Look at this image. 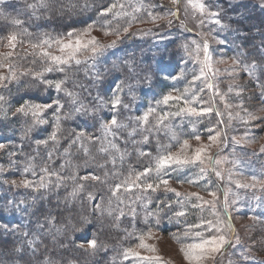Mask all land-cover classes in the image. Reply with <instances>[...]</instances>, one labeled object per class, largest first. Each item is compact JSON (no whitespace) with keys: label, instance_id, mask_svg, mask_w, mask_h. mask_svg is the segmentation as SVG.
<instances>
[{"label":"snow or ice","instance_id":"1","mask_svg":"<svg viewBox=\"0 0 264 264\" xmlns=\"http://www.w3.org/2000/svg\"><path fill=\"white\" fill-rule=\"evenodd\" d=\"M170 3L173 8L158 14L151 10L157 5L153 4L146 8L143 0H137L134 6L126 3V0H110L109 3H101L96 8L95 19L89 18L81 21V27L72 25L65 31L55 34L43 32L33 38V34L25 27V21L21 18L22 12L26 11L31 17L38 18L41 10L49 8L50 0H32V2L25 0L24 9L21 11H16V5L11 4L9 0H0V21L3 22L0 24V47L7 49L6 52L0 53V118L7 120L11 116L15 120L23 121L24 127L21 132L23 141L37 125L47 124L49 122L47 115L51 113L53 130L48 139L36 141L37 146L44 145L45 147L48 146L49 141H52L53 151L48 152V160L51 161L55 145L60 142L58 133L61 131L62 120L74 116H88L94 122H98L100 135L94 136L86 130L74 129L73 133L69 134V142L64 148L63 155L70 157L75 147L77 151L83 153V167L86 168L90 163H94L96 169L103 170L102 174L93 171L90 174L78 175L81 165H73L70 159H65L64 163L60 164L59 170H52L45 165L41 168L38 179L30 180L27 178L29 173L33 177L37 175L35 158L26 156L20 172V183L17 184L16 180H12V186L34 191H51L53 188L65 187L67 182L71 181L72 190L65 197L66 211L70 215L64 218L67 223L62 227L56 226V217L51 213L45 215V224L37 222L39 228H46L48 235L52 236L53 241L56 242L53 245V251L50 252L47 247L41 250V240L37 238L41 235L40 232L31 235L29 232H24L26 247L0 244V264H80L79 259L70 253L75 252L87 258L95 257L101 251H107V243L101 238L105 227V217L112 218L118 226L120 218L125 215L124 207H121L124 205L135 220L138 213L134 205L137 201L144 210V222L148 225L147 231H141L136 235L137 244L122 250L121 264L127 261H131V264H163L159 256L142 255L141 253L154 254L156 252V249L146 244L145 241L152 238L153 219L155 226L159 227L162 219L161 212L165 208L172 213L169 217L170 222L175 217L177 224L184 225L182 236L173 234V239L180 245V252L186 264H208L209 261L211 264H217L218 260H223L225 254L228 255V264H233L232 257L241 260L242 264H264V261L257 262L247 255L249 249L241 246L240 237L236 235L233 228L230 209L234 207L237 200L230 201L229 191H224L221 203V196L218 192L208 187L209 172L223 180L224 175L220 169L223 165L231 163L232 168L228 171L227 177L229 184L235 183L238 189L264 191V177L253 174L250 177L251 183H244L239 179L234 180V176L245 175L239 171L241 162L229 161L227 157L220 155V149L228 143L224 121L221 118L222 113L214 103L207 107L203 106L206 102L199 99V94L207 89L214 96H219L225 107H230V105L225 99V94L219 91L213 79L216 76L212 68L215 50L211 49L207 39L199 41L194 39L183 46L193 63L199 65V73L193 76L183 93H180L179 89L173 85L170 91L156 99L155 106L149 105L141 114L129 116L127 122L121 119V110H127L130 107L123 99L125 88L127 87L129 93L132 92V85L126 84V81L136 80L139 83L142 71L138 70L134 62L125 61L123 65L113 63L111 71L122 74L125 79H120L119 76L114 77L111 95L106 100L97 97L98 103L92 108L80 100L79 93L75 92L74 88L68 87L69 81L82 65L85 66V73L88 74L90 69L96 67L98 58L103 56L108 49L115 48L121 35L126 36L133 24L145 22L155 24L159 20L167 19L168 24L171 25L174 21L168 18L179 19L181 3L184 4L186 16L191 12L193 19L199 17L198 27H203L205 22L216 25L220 30L228 27L222 23L223 9L218 5L213 10L205 3V0H170ZM9 7L16 12L15 15L5 11ZM75 7L72 0H68L66 8L62 11H71ZM87 7V3L82 6L83 9ZM129 7L131 11L128 10ZM258 8L264 11V0H258ZM141 11H147V20H142L136 15ZM93 31H99L105 37L115 36L117 39L105 45L92 35ZM216 43L225 44L226 41L217 40ZM24 45L28 46L29 51L24 53L17 51ZM261 53H264V35L261 38ZM241 55L238 52L231 58L233 64L242 67L250 79L256 80V86L260 89L258 99L264 102V54H257L253 45V51L245 57L251 62L242 61ZM25 62L28 66H25ZM235 71V68L232 69V72ZM56 73L62 75H50ZM209 73H212V76H209ZM231 74L230 72L229 75ZM183 76L184 71L181 70L180 76L165 74L164 79L176 81ZM103 77L104 73L97 70L92 79L95 81ZM144 79L150 78L145 76ZM197 81L202 82L198 90ZM13 87L15 94H13ZM41 87L45 92L54 90L56 96L50 97L49 100H37L36 97L29 95L31 90H39ZM228 91L232 92L233 88L230 86ZM174 92L177 94L173 95ZM61 94L71 103V109L68 112L64 111L65 104L62 102ZM104 108H107L111 115L98 119L96 114ZM11 109L14 111H10ZM170 109L176 110L171 111ZM242 110L247 111L243 108ZM213 113L220 118L217 124L203 130L198 129L197 124ZM176 117L181 118L180 126L172 123ZM185 118H196L187 120L190 125L187 131L182 126ZM231 118L229 114V119ZM252 118L251 113H248L246 117H241V120L247 124ZM203 131L208 133L206 144L201 143ZM125 132L126 136L122 137L121 133ZM161 133L166 138L165 142L160 139ZM248 135L246 131L240 140H237L235 136L232 140L234 144H239L241 140L248 142ZM153 138L156 140L155 153L150 150L145 151L143 146H150ZM121 141L123 147H121ZM191 141L196 142L195 147ZM97 144L96 154L93 155L90 146ZM213 146L217 148L214 154L211 153ZM6 147V144L0 143V151L5 150ZM20 148L22 151V143ZM173 149L176 150L173 151ZM260 151L264 153V147ZM133 154L138 160L148 158L149 163L142 170L129 168L127 173L123 174V165ZM8 155L17 157L20 153L13 150L8 152ZM109 164L112 165L110 170L107 167ZM117 164L120 165L119 170ZM10 167H16V160H10ZM65 168L71 170L67 175L63 174ZM193 169H199L198 173L192 175ZM5 171V168L0 165V181L8 183V177L4 175ZM121 174H123V179L119 183L108 184L110 176L117 177ZM172 180L177 184L186 183L198 187L200 191H206L212 199L205 200L199 192L182 195L170 186ZM89 181L108 186L111 196L107 206H105L103 197L100 198V202H96V194L88 190L90 185L87 182ZM201 181L205 183L202 184ZM134 190L139 191L134 192ZM159 191L166 194L173 193L175 199L166 195L164 200L156 204V211H152L148 208V205L153 202L150 194ZM82 193H86V197H81ZM121 193H127L128 196L124 197ZM113 198L116 201V208L112 207ZM77 199H81L82 203L83 199H86L92 208V214H75L79 218L73 221L71 202ZM126 199L129 201L127 204H125ZM157 199L159 200L158 197ZM173 205H179V210L173 208ZM189 209L198 211L197 222H188ZM205 212L208 213L207 217ZM0 228L9 234H14L19 230V226L13 228L10 224L0 225ZM65 232L78 233V235H75V238L67 244L63 241H56V238ZM57 244L58 248L63 251L56 250ZM229 249L232 251L229 252ZM113 264H116L115 258Z\"/></svg>","mask_w":264,"mask_h":264},{"label":"trees","instance_id":"2","mask_svg":"<svg viewBox=\"0 0 264 264\" xmlns=\"http://www.w3.org/2000/svg\"><path fill=\"white\" fill-rule=\"evenodd\" d=\"M9 2L16 5V11H21L24 9L25 0H9ZM28 2H32V0H28ZM109 2L110 0H72V3L76 5V7L71 11H62V9L66 8L68 0H50L49 8L47 10H41L38 13V18L31 17L30 13L26 11L22 12L21 18L25 21V27L28 28L29 32L33 34V38H35L39 33L50 32L55 34L57 32L65 31L72 25L81 27V21L88 20L89 18H96V8L99 7L101 3L107 4ZM144 2L149 1L144 0ZM85 3L88 4L87 9L82 8ZM126 3L130 5V1L126 0ZM219 7L223 9L222 15L227 16V19L224 18L222 23L228 26L227 33L231 35L230 39L225 40L229 47L228 50L233 49L236 51L237 48L235 47V44L242 45L241 49L246 51L245 54L247 57L248 53L253 51L254 45L257 54H264L261 53V38L262 35H264V11H261L257 5L249 1L232 5L221 4ZM5 11L12 15L16 14V12L10 7L6 8ZM138 17L141 18V16ZM229 17H232L233 20L228 19ZM144 19H146V16L142 18V20ZM2 23L3 22L0 21V24ZM189 33L191 32L188 30L182 32L181 29L175 27L162 33H158L156 29L150 30L148 34L142 38H135L132 36L128 37L127 35L123 36L121 39H119L115 48L108 49L103 56L98 58L96 67L94 69H90L88 74L85 73V66L82 65L80 70L76 72L69 81L68 87L74 88V91L79 93L80 100L89 108H92L98 103L97 97L106 100L111 95L114 77L119 76L120 79H125L122 74L111 71L113 63L115 62L117 64L123 65L125 61H131L135 63L138 70L142 71L139 83H137L136 80L126 81V84L130 83L132 85V92L129 93L127 87L125 88V92L123 93L124 102L125 99H129L130 97H135L137 100L141 99L140 97H143L145 100L142 99L140 102L138 101V104L135 106L136 109L140 106L143 110L142 104L147 103V101H149V105L155 106L156 99L159 98L160 94L167 92L166 89L169 86V83L163 79L161 71L169 72L172 71L173 67L179 65V62L182 60L181 45H183L185 42L184 38L186 39L187 36H190ZM20 48L21 47H19L17 50L19 51ZM1 50H3L2 47H0V51ZM25 66H28L27 62H25ZM97 70L104 73V77L94 81L92 76ZM50 75L60 76L62 74L56 73ZM145 76H148L150 79H144ZM29 95L36 97L37 100H49L50 97L56 96V93L54 90H48L45 92L41 87L39 90H31ZM146 96H148V98H146ZM61 98L62 102L65 104L64 111H70L71 103L68 98L63 96V94H61ZM128 110H121V119L123 115L129 117ZM136 114L137 110L132 116H136ZM96 115L98 119L107 118L110 116V112L107 108H104ZM47 119L49 121L46 129L47 133H45V131L43 132L42 129H40V126L37 125L28 136L31 138V140L23 142L24 145L22 151L20 147L18 148L9 145L11 146L10 149L12 151L15 150L20 153L18 156H20L22 160H24L26 156L35 158L34 163L36 165L35 171L37 178L40 175L41 168L44 167L41 165V162L46 159L49 161L48 152L53 151L52 141H49L47 147L44 145L37 146V144L34 143L37 140L48 139L49 134L53 130V118L51 113L47 115ZM10 121H13L11 122L13 124L12 127L7 125V130L4 129V127H0V134L4 135V130L9 133L13 132L12 139H8L13 143V137L15 134L21 140V132L24 125L23 121L14 122V119ZM172 123L177 125L180 123V121L174 119L172 120ZM9 128H11V130H9ZM14 128H16L15 131H13ZM186 128L189 129L190 126H185V131L187 130ZM197 128L201 129V127H198V125ZM74 129L86 130L89 134L94 136L100 135L98 122H94L88 116H74L62 120L61 131L58 133L60 142L58 145H55L54 154L52 156V160L49 161V164H51L52 168L59 170L60 164L64 163L65 159H70L73 165H81V167L78 169V175L90 174L93 171L102 174L103 170L96 169L94 163H90L86 168L83 167V153L77 151L75 147L72 149L70 157H65L63 155L64 148L67 147L69 142V134L73 133ZM121 136H126V132ZM160 139L162 142L166 141L163 133H161ZM2 142L3 139L1 137L0 143ZM85 143H87V141H85ZM123 146L124 145L122 143L121 147ZM90 147L92 154L95 155L98 144ZM143 147L145 151L150 150L155 153V138H153L150 146ZM129 150H132L130 146ZM148 163V158L138 160L135 154H133L123 165V174H126L129 168H137L142 170L143 167L148 165ZM107 167L110 170L112 165L109 164ZM117 169H120L119 164H117ZM70 171V169L65 168L63 170V174L67 175L70 173ZM123 174L117 177L110 176L108 179V184L115 185L116 183H119V181L123 179ZM87 183L90 185L88 190L93 191L96 194V202H100V198L103 197L105 206H107L108 199L111 196L108 186L94 184V182L91 181ZM71 190V181L67 182V185L65 187H61L60 189L53 188L51 191L43 190L42 192L41 190H32L30 193H28V195L26 194L27 196H24V198L33 197V199L36 200V202L31 205L29 203H24L20 199V194L12 196L10 194V188L4 184H0V225L10 224L13 228L19 226V230L14 234L6 233L2 228H0V244L23 245L26 247V241L23 233L29 232L31 235L40 232L41 235L37 238L41 240V250H44L45 247H47L50 252L53 251V245L56 242L53 241L52 236L48 235L46 228H39L37 222L39 221V224H45V215L51 213L54 217H56L57 227H62L65 223H67V220L64 218L68 217L70 214L68 211H66L65 197ZM138 191L139 190H134V192ZM121 195L124 197L128 196L127 193H121ZM81 197H86V193H82ZM156 200L157 198H152L153 202H156ZM44 201L48 203L47 208L43 207ZM128 202L129 201L126 199L125 204ZM17 206H19V210H17ZM71 206L73 207V221L79 218L75 214H92V208L89 206L86 199H83V203L81 199H77L76 201L71 202ZM134 206L137 212L142 208L139 201H137ZM112 207L116 208V201L114 198L112 201ZM121 207H124L125 215L120 218L118 226L117 222L112 218L105 217L104 219L105 227L101 238L107 243V251H101L95 257L87 258L75 252L70 253V255L76 256L77 259H79L80 264H113L114 258L116 260V264H121L120 253L122 250L134 243L137 234L147 229L148 225L145 224L143 217L137 215L134 220L128 208L124 205ZM153 222L155 224V221H152V223ZM154 224L153 228L155 229ZM75 235H78V233L73 234L71 232H65L63 235L58 236L56 241H63L67 244L75 238ZM56 250L63 251V249L58 248V244ZM123 264H125V262H123Z\"/></svg>","mask_w":264,"mask_h":264},{"label":"rangeland","instance_id":"3","mask_svg":"<svg viewBox=\"0 0 264 264\" xmlns=\"http://www.w3.org/2000/svg\"><path fill=\"white\" fill-rule=\"evenodd\" d=\"M130 1V5H135L137 3V0H128ZM149 2H143L145 3L146 8H149L151 5H157L155 8H151V10L154 13L162 14L166 12L168 9L173 8V5L170 3V0H148ZM249 1L254 3L258 6V0H205V3H207L210 7L215 10V7L218 5H232L236 3H241ZM210 3V4H209ZM162 5L163 7H159ZM131 11V8L128 9ZM137 16H141V19L146 16L147 20V11H141L139 13H136ZM227 19L226 15H223V19ZM168 19H173V23L171 25L168 24L167 19H162L157 21V23H135L133 26L129 29V32L127 34L128 37L132 36L135 38H142L145 37L146 34H143L145 32H149L150 30L156 29L158 33L165 32L167 30H170L172 28H179L181 31H190V36H187L186 39L184 38V43L181 45V56L182 60L179 62L178 66L173 67L172 71H161V74H173L176 76H180L181 70L184 71V76L180 78L179 80L173 81V80H166L167 83H169V86L167 87L166 91H170L172 86L175 85L177 89H179L180 93H183L184 88L189 84L190 81H192L193 76L195 74L199 73V65L194 64L192 59L189 57L188 53L184 51V44L190 43L192 40H201V39H207L211 49H214V56H213V72L216 73V76L213 77V79L217 83V87L219 88V91L221 93L225 94V99L227 103L230 105V107H225V104L221 102L219 96H214L212 92L205 89L203 93L199 94V99L203 102H206L203 104V106L207 107L215 104V107L218 108V110L222 113V119L224 121L225 131L227 133L228 137V143L220 149V155L221 157H227L229 161L232 160H238L241 162V166L239 168L240 172H243L245 175L243 176H234L235 179L241 180V182L244 183H251L250 177L251 175L255 174L258 177H264V153H262L260 150L262 147H264V102L261 101V99H258L260 95V89L256 86V80L250 79L248 75L242 70V67L234 65L232 61V57L235 56L238 52L241 53L240 59L244 62H250L249 60H246V51L241 49L242 45H236L237 48L236 51L233 49L228 50L227 43L225 44H217V40H226L230 39L231 35L228 32V27L224 30H220L216 25H213L211 23L205 22L203 27H198L199 23V17L197 19H193L191 12L186 16L184 11V4L181 3L180 5V13H179V19H175L172 17H169ZM228 19L233 20L232 17H229ZM176 23V24H175ZM183 24V27H182ZM224 24V23H223ZM195 34V35H194ZM93 36H95L100 43L107 45L108 43L112 42L113 40H116L117 37L115 36H103V34L99 31H93ZM125 35H121L123 37ZM121 37L119 39H121ZM199 37V39H198ZM215 37V39H213ZM7 49L3 48V50L0 51V53L6 52ZM18 51V50H17ZM29 51L28 46L21 47L19 49V52L24 53ZM31 59V57H29ZM236 69L235 72H232V69ZM232 73L229 75V73ZM258 74V73H257ZM209 76H212V73H209ZM202 86L201 81L196 82L197 90L199 87ZM233 88L232 92H229V87ZM239 93V94H237ZM7 94V93H6ZM13 94H15V88L13 87ZM177 93H173V95H176ZM162 94H160L161 96ZM159 96V97H160ZM128 97V96H127ZM141 99H136L135 97H130L129 99H125V102L130 105L128 116H132L134 112L137 110V114H141L143 111H145L149 104L143 103V110L139 106L136 109V105L138 104V101L144 99L143 97H140ZM148 98V96H146ZM145 100V99H144ZM242 106V107H241ZM243 109H246L247 111H243ZM171 111H175L176 109H170ZM10 111H14V109H11ZM248 113H251L252 119H249L248 123L245 124L242 122L241 117H246ZM229 114H231V120L229 119ZM111 115V113H110ZM135 116V115H134ZM127 116L123 115L122 119L127 122ZM175 119L179 120L180 123L177 125H181V118L176 117ZM188 119L194 118H185L183 123V128L185 126H190L187 123ZM196 119V118H195ZM220 119L216 117L215 113H213L210 117H204L202 119V122L197 124L198 127H201V130L206 129L209 126H213L217 124V120ZM13 118H10L5 120L0 118V127H4V129L7 130V125L12 127ZM16 121H22V120H15ZM22 124V123H21ZM40 129L45 133H47V124L39 125ZM6 127V128H5ZM16 128L13 129L15 131ZM187 129V128H186ZM4 130L5 134H0V138L2 137L4 144L7 145L6 149L3 151H0V165H2L5 168L4 175L8 177V183H4L3 181H0V184H4L7 187L10 188V194L13 196H16L18 194L21 195L20 199L24 203H29L33 205L36 200L33 199V197L24 198V196H27L32 189H25L23 187H13L11 184L12 180H16L17 184L20 183L21 175L20 172L23 169L24 166V160L21 159L20 156L17 157H9L8 152L12 151L10 149L11 146L20 147L21 143L24 145V141L27 142V140H31V138L26 137L22 140L14 135V142H10L8 139H12V133L7 132ZM11 130V128H9ZM188 130V129H187ZM186 130V131H187ZM246 131L249 133L248 135V142H245L243 140L240 141L239 144H234L232 137L235 136L237 140H240L242 136L245 135ZM11 132V131H10ZM44 133V134H45ZM123 133H121L122 135ZM207 135L208 133L206 131L202 132L203 139L201 143H208L207 141ZM29 142V141H28ZM36 143V142H34ZM192 145L195 147L196 142L191 141ZM122 144V141H121ZM223 149V150H222ZM176 149H173L175 151ZM217 151V148L213 146L211 148V153L214 154ZM20 159V160H18ZM10 160H16V167H10ZM40 165V164H39ZM41 165L45 166L47 165L50 169L56 170L52 168L51 164H49V161L44 160L41 162ZM232 168V164L228 163L221 167V171L224 175V179L220 180L218 179L214 173L209 172L208 176V187L212 190H216L218 192V195L221 196V203H222V195L224 191H229V200H237V203L234 205L233 208L230 209L231 211V218H232V225L236 232V235L240 237L241 246L245 249H249L247 255L252 257L255 261L260 262L264 261V191L258 190V189H243V188H236L235 183L229 184L228 182V171ZM199 169H193L192 175L197 174ZM30 174V175H29ZM28 174V179H36L37 176L33 177L31 173ZM38 179V178H37ZM201 183H205L204 181H201ZM218 185V186H217ZM170 186L172 188H175L177 191H179L182 195L192 193V192H199L201 196L205 200H211L212 197H210L206 191H200L198 187H193L188 184H177L174 180L170 181ZM43 190H41L42 192ZM18 192V193H15ZM27 194V195H26ZM151 197L153 198H159L156 202H152L148 205V208L152 211H156V204L165 199V196H172L173 199H175L173 193H165L163 191H159L156 193H151ZM47 204L45 201L43 202V207L47 208ZM123 206V205H121ZM179 205H173V208L176 210H179ZM143 208H141L140 211H138V215L144 218V212ZM189 215L187 217L188 222L195 223L198 220L199 213L196 210L189 209ZM167 213V214H165ZM15 216V215H14ZM162 219L160 221L159 227L157 228L155 226V229L153 228V235L152 238L149 240H146L145 243L149 246H152L156 249V252L154 254L152 253H146L142 252V255H156L159 256L163 264H186L183 254L180 252V245L176 242L175 239H173V234L181 235L184 230L183 224H177L175 217L172 218L171 222L169 220V217L172 216V213L165 208L163 212H161ZM205 216H208V213L205 212ZM12 217V215H11ZM255 217V218H253ZM183 219V218H182ZM153 221H155L153 219ZM154 224V222H153ZM155 225V224H154ZM147 231V229H145ZM138 243V240L136 239L134 243H132L130 246H134ZM232 250L229 249V252ZM233 264H242L241 260H237L236 257H232ZM125 264H131V261L125 262ZM208 264H211V261L208 262ZM217 264H228V255L225 254L222 261L218 260Z\"/></svg>","mask_w":264,"mask_h":264}]
</instances>
